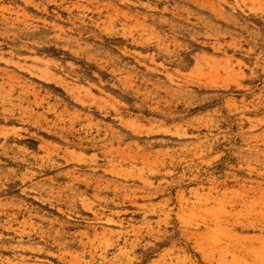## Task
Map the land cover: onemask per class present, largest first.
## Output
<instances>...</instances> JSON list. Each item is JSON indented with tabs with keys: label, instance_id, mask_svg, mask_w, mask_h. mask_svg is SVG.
Returning <instances> with one entry per match:
<instances>
[{
	"label": "rangeland",
	"instance_id": "rangeland-1",
	"mask_svg": "<svg viewBox=\"0 0 264 264\" xmlns=\"http://www.w3.org/2000/svg\"><path fill=\"white\" fill-rule=\"evenodd\" d=\"M0 264H264V0H0Z\"/></svg>",
	"mask_w": 264,
	"mask_h": 264
}]
</instances>
